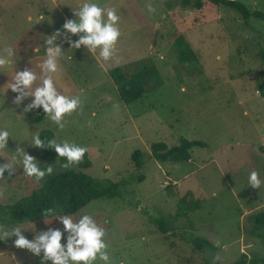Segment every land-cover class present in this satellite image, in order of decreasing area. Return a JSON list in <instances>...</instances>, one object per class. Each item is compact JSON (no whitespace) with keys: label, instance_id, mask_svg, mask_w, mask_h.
Segmentation results:
<instances>
[{"label":"rangeland","instance_id":"obj_1","mask_svg":"<svg viewBox=\"0 0 264 264\" xmlns=\"http://www.w3.org/2000/svg\"><path fill=\"white\" fill-rule=\"evenodd\" d=\"M238 1L253 13H264V0ZM84 2L115 8L120 17L121 35L109 61L99 57V49H70L64 39L65 21L75 20L74 9ZM149 3L155 13L148 12ZM57 30L62 35L56 43L65 52L55 77L57 89L82 98L81 107L64 117L63 130L46 117L37 123L42 107L23 112L34 98L17 106V93L4 87L15 69L40 71L44 41ZM181 40L192 52V62L180 60ZM5 46L13 47L15 55L7 74L0 72V128L11 134L0 164L8 158L16 172L9 177L5 171L0 179V205L13 206L51 175L72 169L121 185L118 197L95 200L71 216L78 221L91 215L106 230L110 264H230L243 253L264 258L258 235L263 230L254 225V216L264 212V21L254 18L245 24L233 10L210 4L202 10L185 8L181 0H0V50ZM127 65L148 76L145 95L131 105L122 101L112 78L114 69ZM47 132L58 142L89 151L65 169L66 158L54 149L45 154L30 145L34 133ZM184 139L204 144L191 150L190 162L154 159L153 144L172 148ZM17 143L42 168L52 165L53 173L40 181L25 175L22 165L12 161ZM136 151L142 153V168L132 159ZM253 170L262 181L259 189L249 184ZM192 201L199 206L186 208ZM52 219L50 224L43 219L17 225L6 220L0 226H21L26 238L34 240L48 228L63 231L62 223ZM153 219L168 222V233L162 234ZM15 239L0 240V264H41L43 253L15 247ZM196 239L217 250L198 251Z\"/></svg>","mask_w":264,"mask_h":264},{"label":"clouds","instance_id":"obj_2","mask_svg":"<svg viewBox=\"0 0 264 264\" xmlns=\"http://www.w3.org/2000/svg\"><path fill=\"white\" fill-rule=\"evenodd\" d=\"M146 7L149 13L156 12L155 6L151 3ZM74 15L75 20L67 19L63 25V29L66 30L63 36L70 44V49H79L83 46L91 53L99 49L100 58L104 61L112 59L121 35L118 26L120 17L116 9L104 8L95 2H84L79 8L74 9ZM68 34L78 35L79 39L73 41ZM61 35V31L57 30L45 39V59L39 65V72L33 67L19 71L15 69L4 87L7 88V92L11 89L12 92L17 93L13 99V104L17 106L23 105L26 98H34L23 107L24 113L42 107L46 118L63 130L65 128L64 117L71 115L81 107L82 98L80 95L61 94L57 89L55 77L61 70L59 59L65 55L62 46L56 43ZM34 50L38 51V49ZM14 55L15 50L11 46H5L0 50V72L7 74ZM12 111L15 112L14 109ZM10 136L6 128H0V153L8 148ZM30 145L41 149H54L58 157L66 158L67 163L62 165L65 169L79 164L89 151L87 147L67 140L58 142L56 138L42 139L38 133L33 134ZM0 156L5 157L3 154ZM12 161H18L22 165L24 174L34 177L37 181L52 174L54 170L52 165H48L46 169L42 168L37 159L21 147L20 143H17ZM5 171L8 172L9 177L16 172L15 164L8 158L6 163L0 164V179L5 177ZM249 184L252 188L261 187L262 181L257 171H251ZM41 216L44 217L46 224H50L49 217L53 218L51 222L58 219L63 225V231L58 228H48L37 232L34 240H29L23 234L25 230L21 226L13 227L11 230H5L3 226H0V240L7 241L15 236V247L27 249L36 256L43 253L41 264H47L48 261H51V264H95L97 260L110 264L108 244L104 239L106 230L100 227L91 215L85 214L78 221H74L69 215H59L55 208H46ZM64 232L68 233L66 244L61 243Z\"/></svg>","mask_w":264,"mask_h":264},{"label":"trees","instance_id":"obj_3","mask_svg":"<svg viewBox=\"0 0 264 264\" xmlns=\"http://www.w3.org/2000/svg\"><path fill=\"white\" fill-rule=\"evenodd\" d=\"M183 7L202 10L206 4L214 7H224L240 14L245 24H249L252 19L264 21V13L252 12L244 3L238 0H181ZM180 48L181 61H193V55L183 40L178 42ZM264 59V56H263ZM112 78L118 87L119 95L123 102L131 105L140 100L146 93L148 76L145 70L134 72L131 65L124 68H117L112 71ZM150 78V77H149ZM159 77L156 78L158 82ZM264 90V82L260 85ZM46 114L43 110L37 111L35 121L41 122L45 119ZM41 138H53L50 132L42 133ZM204 144L198 141L182 140L177 146L169 148L164 143H155L152 145V154L156 161L161 163L173 162L184 163L191 161V150L194 147H202ZM47 154L50 148L41 149ZM138 168H142V153L136 151L132 155ZM120 184L110 180H99L81 171L67 170L51 175L44 183L43 187L35 190L30 196L22 198L13 206L0 205V222L8 220L14 224L26 222H35L43 220L41 213L46 208H55L59 215H76L85 210L87 206L99 199H114L120 195ZM186 208L192 209L199 206V202H190ZM9 215L6 219L5 216ZM52 218V217H49ZM152 219V218H151ZM162 234L168 233V222L164 219H153ZM254 225L257 230H263L258 235L264 241V212L254 216ZM198 251L213 253L217 247L207 240L196 239L193 241ZM215 264H222L216 262ZM230 264H264V258H251L248 254L243 253L239 259Z\"/></svg>","mask_w":264,"mask_h":264}]
</instances>
